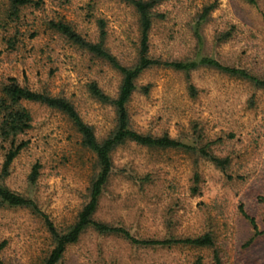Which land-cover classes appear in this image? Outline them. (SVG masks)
<instances>
[{
  "label": "rangeland",
  "instance_id": "1",
  "mask_svg": "<svg viewBox=\"0 0 264 264\" xmlns=\"http://www.w3.org/2000/svg\"><path fill=\"white\" fill-rule=\"evenodd\" d=\"M216 8L194 34V16L203 6ZM165 14L151 30V53L162 59L209 56L223 64L264 76V0H164ZM0 3V22L4 21ZM51 19L70 21L88 39L106 23V46L131 65L138 42L137 16L118 0H43L42 8L21 13L18 49L0 56V82L17 77L34 90L68 98L99 139L115 126V111L95 99L89 84L110 96L121 76L49 27ZM22 23V24H21ZM0 28L3 37L14 30ZM12 27V28H11ZM37 32L30 37V32ZM231 32L227 39L221 34ZM129 102L131 122L139 132L168 133L189 142L210 143L209 151L229 159L221 169L197 153L151 149L129 142L112 154L114 172L100 201L97 218L126 227L139 239L213 235L211 247L144 246L118 235L85 231L70 245L60 264H264V89L215 69L189 73L153 67L137 79ZM150 85L147 93L142 86ZM193 86V92L190 86ZM33 126L28 145L13 160L1 182L30 197L64 229L87 200L94 157L66 115L25 102ZM4 150L0 143V173ZM38 164L34 182L30 174ZM195 174L198 181L195 182ZM197 185L198 192L192 187ZM244 212L253 217L256 228ZM0 259L4 264H43L52 240L40 217L26 208H0Z\"/></svg>",
  "mask_w": 264,
  "mask_h": 264
},
{
  "label": "trees",
  "instance_id": "2",
  "mask_svg": "<svg viewBox=\"0 0 264 264\" xmlns=\"http://www.w3.org/2000/svg\"><path fill=\"white\" fill-rule=\"evenodd\" d=\"M132 7L137 16L138 42L136 57L131 65L123 64L106 46V23L104 19H98V36L95 40L88 39L70 21L51 19L49 27L60 33L74 46L88 52L93 57L108 63L120 76L121 81L118 91L114 96L103 92L96 82L89 84V91L99 102L109 104L115 111V126L103 138L99 139L92 125L86 123L75 105L66 97L53 95L48 90H34L25 83H20L17 77L9 76L0 82V143L4 150V160L0 173V208H26L34 215L40 217L52 240V249L44 258L43 264H60L67 248L78 242L81 235L87 230H94L97 234L118 235L134 244L144 246H171L182 244L191 247H211L214 245L213 235L206 232L198 236L170 237L164 239H139L130 230L121 225H115L97 218V211L101 198L110 182L114 172L112 154L121 145L129 142L151 149H179L186 152L197 153L213 161L221 169H224L229 159L221 158L209 151L210 143L199 142L193 139L184 142L181 139L171 137L168 133L153 135L139 132L134 129L129 113V102L138 89V77L148 69L162 67L175 71L189 73L200 66L215 69L229 76L244 79L255 88L264 89V76L258 75L246 68L226 65L220 61L202 56L199 59H162L151 53V30L158 19H163L165 14L158 8L164 0H118ZM256 4V0H249ZM4 5V21L0 22V28L9 31L8 25L14 24V31L3 37L4 48L0 49V56L4 51L18 49V35L20 33L19 20L23 9L27 7L42 8L43 0H0ZM216 8V2L203 6L194 16V34L201 40L200 28L210 17L211 11ZM22 24V23H21ZM12 28V27H11ZM37 32H30V37L36 36ZM231 32L221 34L219 39H227ZM150 85L142 86L143 92L149 91ZM191 90L195 89L191 85ZM25 102L38 103L55 109L67 116L75 130L80 134L81 145L90 151L94 157L92 174L87 187V200L79 210L75 221L64 229L58 228L52 219L30 197L19 194L7 186L1 180L9 174L10 166L17 155L28 145L25 139L27 131L33 126L31 111ZM38 164H35L30 174V181L34 182L38 175ZM195 182L198 175L194 176ZM192 192H198L197 185L192 187ZM249 223L256 228L253 217L244 212ZM2 245H0V249ZM215 264H220L217 254L214 255ZM0 264H4L0 259ZM195 264H203L199 258Z\"/></svg>",
  "mask_w": 264,
  "mask_h": 264
}]
</instances>
